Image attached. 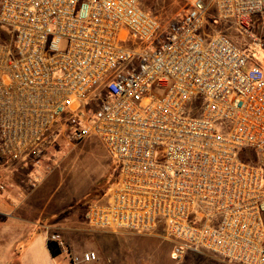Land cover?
Masks as SVG:
<instances>
[{
    "label": "built area",
    "instance_id": "2783aa9c",
    "mask_svg": "<svg viewBox=\"0 0 264 264\" xmlns=\"http://www.w3.org/2000/svg\"><path fill=\"white\" fill-rule=\"evenodd\" d=\"M143 1L0 0V158L32 160L36 189L58 136H95L121 173L89 207L90 229L161 228L173 260L264 264V72H245L224 32H204L211 7L253 39L264 0H192L165 26Z\"/></svg>",
    "mask_w": 264,
    "mask_h": 264
},
{
    "label": "rangeland",
    "instance_id": "374dc122",
    "mask_svg": "<svg viewBox=\"0 0 264 264\" xmlns=\"http://www.w3.org/2000/svg\"><path fill=\"white\" fill-rule=\"evenodd\" d=\"M191 2L192 0H144L142 5L165 26L171 19L186 11ZM249 29L253 39L233 23L218 20L211 7L208 10L205 34L209 36L214 30L224 32L248 55L244 71L259 65L264 72V14L254 16ZM50 149L51 160H42L40 173L43 177L50 174L51 179L55 178L58 192L68 200L64 208L68 213L65 215L75 220L73 226L76 230H60L59 233L61 232L60 240L74 254L79 255L85 249L95 253L98 250V257L99 254L101 257L103 255L101 264H229L203 253H187L182 258L173 260V244L161 228L145 234L90 229L85 222V215L93 203L105 201L117 185L120 165L92 135L77 145L69 146L64 134H61ZM156 159L163 162V149L157 150ZM9 162L7 157L0 158V165ZM55 231L52 233H58V230ZM67 256V259H71L73 253ZM59 259L63 260L62 257Z\"/></svg>",
    "mask_w": 264,
    "mask_h": 264
},
{
    "label": "crops",
    "instance_id": "0c3cea01",
    "mask_svg": "<svg viewBox=\"0 0 264 264\" xmlns=\"http://www.w3.org/2000/svg\"><path fill=\"white\" fill-rule=\"evenodd\" d=\"M8 159L9 164L0 165V186L4 187L0 190V264H70L63 250L52 257L47 248L52 236L61 238L60 230H76L75 220L65 215L68 200L58 192L56 179L47 174L36 189H31L32 160ZM55 230L58 233H52ZM89 250L82 253L93 252ZM68 251L76 255L72 249ZM97 253L94 261L84 264H101L103 255L98 257Z\"/></svg>",
    "mask_w": 264,
    "mask_h": 264
},
{
    "label": "trees",
    "instance_id": "16d2710c",
    "mask_svg": "<svg viewBox=\"0 0 264 264\" xmlns=\"http://www.w3.org/2000/svg\"><path fill=\"white\" fill-rule=\"evenodd\" d=\"M241 159L245 162H254L256 160L255 155L250 151H244L241 154ZM47 248L52 257H57L62 253V249L55 240L49 239L47 242Z\"/></svg>",
    "mask_w": 264,
    "mask_h": 264
}]
</instances>
